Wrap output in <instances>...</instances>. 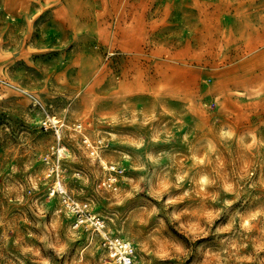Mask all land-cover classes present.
I'll return each instance as SVG.
<instances>
[{"label": "rangeland", "instance_id": "374dc122", "mask_svg": "<svg viewBox=\"0 0 264 264\" xmlns=\"http://www.w3.org/2000/svg\"><path fill=\"white\" fill-rule=\"evenodd\" d=\"M47 116L136 264H264V0H0V264H112L48 197Z\"/></svg>", "mask_w": 264, "mask_h": 264}, {"label": "built area", "instance_id": "2783aa9c", "mask_svg": "<svg viewBox=\"0 0 264 264\" xmlns=\"http://www.w3.org/2000/svg\"><path fill=\"white\" fill-rule=\"evenodd\" d=\"M63 126L64 123L59 120L54 121V118L49 116L40 123V128L43 131H50L53 134L52 144L41 157L45 165L46 178L51 181L47 187L48 197L59 198L62 207L72 216L73 228H83L99 239V246L112 264H136L134 244L130 240L113 233L105 220L95 214L87 202L74 199L66 190L63 183L64 168L62 165L66 151L61 137ZM74 130L80 134L81 145L91 157L96 158L101 164L104 172L103 186L108 190L116 191L124 169L118 164L106 162L101 158L99 151L106 146L102 139L91 140L83 134L80 123L74 124Z\"/></svg>", "mask_w": 264, "mask_h": 264}]
</instances>
